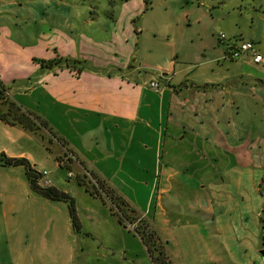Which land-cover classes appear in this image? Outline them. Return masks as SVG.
I'll list each match as a JSON object with an SVG mask.
<instances>
[{
  "label": "crops",
  "instance_id": "obj_1",
  "mask_svg": "<svg viewBox=\"0 0 264 264\" xmlns=\"http://www.w3.org/2000/svg\"><path fill=\"white\" fill-rule=\"evenodd\" d=\"M196 4L191 18L185 14L194 29H180L165 44L146 37L150 0H123L116 10L94 0H0V80L9 98L37 116L47 132L34 134L0 120V161L25 159L15 146L22 139L48 143L57 148L55 160L64 157L75 175L91 174L125 202L120 211L102 192L100 199L82 187L99 206L87 220L102 223L108 240L86 232L78 248L71 245L76 235L66 204L33 191L23 167L0 162V264H87L92 255L141 264L140 254L131 252L136 234L130 227L139 220L158 233L172 264H263L264 94L243 69L251 57L230 59L227 45L199 26L212 22L209 6ZM56 56L79 63L73 70L38 63ZM143 59L154 64L158 77L140 76ZM221 59L235 61L227 69L236 70L209 74L214 63L225 64ZM152 81L159 92L150 88ZM137 174L141 182L133 178ZM39 184L75 199L47 173ZM135 185L143 186L144 198ZM205 191L206 211L199 217L167 214L180 206L163 200L166 195ZM87 239L102 253L93 252Z\"/></svg>",
  "mask_w": 264,
  "mask_h": 264
},
{
  "label": "rangeland",
  "instance_id": "obj_2",
  "mask_svg": "<svg viewBox=\"0 0 264 264\" xmlns=\"http://www.w3.org/2000/svg\"><path fill=\"white\" fill-rule=\"evenodd\" d=\"M95 3L99 5L100 8H103L104 10H116L119 9L120 5L122 4L123 0H94ZM206 3V6H209L210 13L212 15V22H208L209 20L206 19V21H201L199 26H203V28L206 30V33H211L214 37H216L220 41V46L228 45L231 42L238 43L239 41H252L254 45V49L260 52L263 59V64L256 66L252 64H249L248 66H244L243 69L246 72H249L251 76L256 80L258 83L256 88H259V90L264 94V0H203ZM111 2V4H110ZM87 3V2H86ZM151 3V9H149V13L147 15V22L143 24V27L145 30H147L146 37H151L148 39V41H155L159 43H169L170 39L171 41L175 39V37H178L180 29L182 30V33L188 32L187 30L194 29L193 25L190 27L189 23L185 21V14L188 13V17L191 18L190 10L196 11L197 4L196 0H150ZM88 4V3H87ZM139 4V2H138ZM137 4V5H138ZM134 6V5H132ZM138 8V7H137ZM156 14V16H155ZM142 13H139L138 19L141 20ZM156 20V22L154 21ZM144 21V20H143ZM189 25V27H188ZM146 26V27H145ZM207 26L209 28L207 29ZM151 30L155 31L156 36H151L150 32ZM207 30H209L207 32ZM223 34L224 39H220L219 36ZM221 63L225 64L223 66H219L217 63H214V71L209 74H217V69H223L224 76L227 74H230L232 71L236 70V67H232L230 72L227 69L228 65H235V61L231 60L232 62H227V60L221 59ZM145 62V59H143ZM141 62V61H140ZM228 64H227V63ZM146 67L141 71V77L142 78H149V77H158L157 76V70L154 67V64L151 63L150 60H146L145 62ZM227 64V65H226ZM198 72L195 71L194 74H197ZM14 93V92H13ZM264 95H260L261 101L264 102ZM14 100L16 98L13 96ZM6 106H2V109L5 110ZM257 123V122H256ZM258 125L255 124L254 127H257ZM39 134L45 135L47 133L45 129H40ZM30 139H33V136H30ZM20 143H17L15 146H19L17 148H20L23 150V153L25 155V159L29 162L31 167L36 172H42L45 171L47 173V177L52 179V182L58 185L60 188H68L71 192H73L75 199V209L77 210V216L81 219V224L79 225V230L73 232L74 235H76V238L74 237L73 241L71 242V245L78 246L80 248V244H82V239L86 238V232H93L95 231L97 235H101L104 238V242H106L108 239L105 237L104 233L101 231L102 223H90L87 220V217L89 215L97 216L98 207L97 201L92 200L82 189V186L77 181V175H75V171L73 168L70 169V167L66 166H60L58 168H55L57 160L53 158V154L57 151V148L55 146H51L48 143L43 144V146L36 144L32 141H26L22 139ZM6 146H13L9 144L6 140ZM63 150V149H62ZM64 153V151H62ZM66 155V153H65ZM64 158V157H63ZM62 158V159H63ZM58 163V162H57ZM68 173L71 174V176H68ZM133 178H135V181L140 180L141 178L139 174L135 175ZM152 179V177H151ZM87 180H90V185L93 184V180L91 179V176L87 175ZM144 182V181H142ZM264 182V181H263ZM141 185H143L141 183ZM141 185H135V188L138 190L141 189V192H138L139 198H144L145 191L143 190V186ZM158 193H154L150 201L152 199V205L154 204L155 200H157ZM208 195V191H205L204 193H192V192H175L173 194L166 195L163 200L168 199L172 202L178 204L180 206L179 209H174L173 207L169 208L168 211H175V213L181 214V216H188L192 218L193 216L199 217L203 212L206 211L205 205L202 203V196ZM195 203V207L191 209L192 206H194L192 203ZM197 204V205H196ZM187 206V208H186ZM67 207V206H66ZM210 211H214L213 208H210ZM79 221V219H78ZM80 224V222H79ZM128 228V225H126ZM73 229V228H72ZM57 230V229H56ZM74 231V230H72ZM130 233H133V231H129ZM189 237L192 239V235L187 230ZM77 235L80 236V239L77 238ZM135 235V234H134ZM85 236V237H84ZM84 237V238H83ZM198 240V236H196ZM87 246L95 252L97 250L98 253H102L101 249H97L94 242L87 239ZM81 249H78L77 252L79 253ZM131 252L133 255L140 254L141 259H143L141 264H151L150 260L147 257V254H145L144 246L142 245L141 241L137 238L135 235V239L133 241V246L131 247ZM105 253V252H103ZM217 257L220 258L219 252L216 250ZM67 257V256H66ZM144 257V258H143ZM58 257L55 256V259ZM75 261L79 262V255L76 257ZM108 257H94L93 255L88 259L87 258V264H115V262H108ZM263 264H264V258H262ZM118 264H133L131 261L129 262H122L120 260ZM134 264H140L136 260H134ZM212 264H215L214 261H212Z\"/></svg>",
  "mask_w": 264,
  "mask_h": 264
},
{
  "label": "trees",
  "instance_id": "obj_3",
  "mask_svg": "<svg viewBox=\"0 0 264 264\" xmlns=\"http://www.w3.org/2000/svg\"><path fill=\"white\" fill-rule=\"evenodd\" d=\"M38 63L40 66L45 68L56 67L60 70H73L74 64H78L79 61H73L69 58L56 56L51 60H39ZM76 70L79 71V68ZM7 89L8 88L0 80V120L10 125H20L22 128L34 134H39L38 131L41 128L46 129V126L39 120L37 116L29 113L28 111H24L19 105L9 98L7 95ZM2 106H6L5 110L2 109ZM56 160L60 166H66L64 163H62V157H57ZM0 162H2V164L5 166L23 167L29 186L33 191L47 199L64 202L67 206L68 215L74 231L79 230V221L76 215L74 200L71 196L51 186L42 187L39 184V180L41 179L40 173L36 172L31 167L29 162L24 158L10 159L3 156V159ZM90 176L94 180L92 185H90V180H87L86 175L76 176L78 183L83 187L85 192L100 199L103 198L101 194L102 192L105 197L109 199L118 210L121 211V206L125 204L122 198L113 189H110L96 177L92 176L91 174ZM118 221L123 224L124 227H127L126 224L123 223L121 215L118 216ZM130 222H133L132 219H130ZM132 230L140 238L142 244L144 245L151 264H172L166 251L165 243L160 239L158 233L147 221L139 220L138 223L132 227Z\"/></svg>",
  "mask_w": 264,
  "mask_h": 264
},
{
  "label": "built area",
  "instance_id": "obj_4",
  "mask_svg": "<svg viewBox=\"0 0 264 264\" xmlns=\"http://www.w3.org/2000/svg\"><path fill=\"white\" fill-rule=\"evenodd\" d=\"M219 38L222 40L224 39V35L221 34ZM227 56L230 59H239L242 56L249 55L253 61V63H260L262 61V55L254 49V45L252 41H239L238 43L231 42L227 45ZM149 86L151 89H153L155 92L160 91V87L156 82H150ZM71 156V155H69ZM67 155V157H69ZM70 158V157H69ZM67 158V159H69ZM71 159V158H70ZM41 177L46 175V172L40 173ZM68 176L70 177L71 174L68 173ZM132 229V227H130Z\"/></svg>",
  "mask_w": 264,
  "mask_h": 264
},
{
  "label": "water",
  "instance_id": "obj_5",
  "mask_svg": "<svg viewBox=\"0 0 264 264\" xmlns=\"http://www.w3.org/2000/svg\"><path fill=\"white\" fill-rule=\"evenodd\" d=\"M260 254L262 257H264V251H261Z\"/></svg>",
  "mask_w": 264,
  "mask_h": 264
}]
</instances>
